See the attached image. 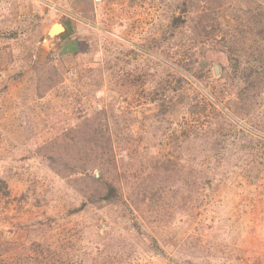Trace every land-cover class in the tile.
I'll list each match as a JSON object with an SVG mask.
<instances>
[{
  "label": "rangeland",
  "instance_id": "obj_1",
  "mask_svg": "<svg viewBox=\"0 0 264 264\" xmlns=\"http://www.w3.org/2000/svg\"><path fill=\"white\" fill-rule=\"evenodd\" d=\"M220 1L223 31L196 50V67L212 70L200 84L177 71L182 85L173 91L143 77L156 65L163 76L176 69L181 34L171 36L169 22L180 0H0L6 256L30 257L36 242L59 248L58 264H264V134L251 126L264 112V93L251 117L237 119L227 70L213 72L217 60L226 65L230 47L243 67L260 66L264 37L233 14L237 5L259 14L264 0ZM211 4L192 0L189 10ZM64 26L60 40L46 38ZM132 75L143 76L123 93L120 80L130 83ZM79 107L105 109L101 121L111 126L110 113L118 116L106 165L99 156L107 150L49 126ZM72 119L87 126V116ZM193 180L199 183L190 191ZM106 182L119 193L111 203L97 199Z\"/></svg>",
  "mask_w": 264,
  "mask_h": 264
},
{
  "label": "trees",
  "instance_id": "obj_2",
  "mask_svg": "<svg viewBox=\"0 0 264 264\" xmlns=\"http://www.w3.org/2000/svg\"><path fill=\"white\" fill-rule=\"evenodd\" d=\"M192 0H180V2H177V9H174L172 11V17L169 22V28H170V34L171 36L176 37V34L179 33L181 35L177 36L176 38L179 39L176 43L177 51L179 53L178 57L175 60H172V63L176 65V69L174 67L170 68H164L166 69V75H160L163 71V68H158L157 65L155 67V70L153 73H148L143 79H150L152 84L156 87H163L164 85H170L171 90H176L181 87V79H176L174 76L176 75L177 71L181 70L183 73L188 75V78L195 80L197 83H201L203 80L201 78H207L209 71L212 70V67H205V65L196 67V61L198 57L196 56L197 49L201 48V45L204 42V40H207L210 37L216 36L217 34L221 33L223 31V26L220 24V21H218V17L221 13L220 10H218V7L222 4L220 0H213L214 4H211L209 7L207 6V9L202 10L201 12L194 10H189L190 8V2ZM241 6L237 5V10H241L240 13L234 12V16L236 20L242 21V20H252L254 24H256L257 29L255 30L256 33L264 37V11L258 12L259 14H255L253 16H249V14L252 12V9H241ZM252 17V18H251ZM187 29V30H186ZM227 52V62L226 65H222L217 60L216 62L219 64L221 71L227 70V73L229 75V87L236 89L238 102L235 104L236 107H234L231 110V114L233 117L237 119H241L245 116L251 117L250 113H252L257 107L259 108L261 106L263 97L262 93H264V58H262V62L260 66H257L255 64L245 65L242 66L241 60L239 57H235L233 53V48L230 47ZM260 55H264V52L260 53ZM256 59V58H255ZM134 76V75H132ZM143 75H137L131 78V82L126 80H120V85L123 86V93L130 92L131 91V85L133 84H139L137 83L139 80H141ZM172 76V77H171ZM171 77V81L169 80ZM142 79V81H144ZM202 80V81H201ZM201 81V82H200ZM133 82V83H132ZM203 86L207 84H203ZM223 90H227V86L225 85L221 90L220 93L223 92ZM121 92V91H120ZM214 92V90H213ZM215 95V93L213 94ZM167 107L163 106L162 110L164 111ZM85 109H81L79 107L78 110L70 109L69 110V117L64 119L59 127H56L54 122H50L49 126L53 127L55 134H64L65 136L67 133H70L69 131H72L73 136L80 137L79 141L82 140L84 144L88 145L91 149L97 150L98 148L100 150H107L105 153H101L99 157L100 163L105 164L112 161V159L109 157L108 151L113 150V142H112V136L114 137V134L116 137L120 134L119 130L120 128L116 124V120L118 116L111 112L110 116L114 120L112 121V126L107 123V121H101V117H105V109H98L93 112H86ZM86 112V113H85ZM74 118L82 119V117L87 116V126L86 127H79L76 128L77 121ZM84 115V116H83ZM264 112L261 113L260 119H253L251 122L252 129L254 128L256 131L264 134ZM107 119V117H106ZM105 120V119H104ZM118 122V121H117ZM101 124H104V132L103 129H101ZM110 125V126H109ZM52 129V128H51ZM71 136V137H73ZM260 139V138H259ZM78 143V142H75ZM113 156V155H112ZM111 156V157H112ZM129 167L125 166L123 169L127 171ZM163 170H167L168 166L165 165ZM175 170V169H173ZM101 172L99 175V178H101ZM206 181V180H205ZM191 186H188V189L190 188L192 191L193 184H197L199 182L193 180L189 181ZM105 186V189L100 192L98 195V200H105L106 203L108 202H114L116 199L119 198V193L117 187L112 185L109 182H106L103 184ZM103 187V186H102ZM104 191V192H103ZM143 194H147L149 190L141 189ZM150 193L154 194L156 193L155 190L150 189ZM7 182L4 178H0V195H7ZM191 192L189 193V195ZM151 195L149 197L148 203H151ZM189 198L188 194L186 195V200ZM145 199V198H144ZM83 204V203H82ZM83 206V205H82ZM81 207L77 208L79 210ZM76 210V211H77ZM75 211V210H74ZM51 229V224L48 222L46 228H40L41 234H44L45 232L49 231ZM137 232L140 231V227L138 224L136 225ZM3 234V233H2ZM1 234V238L4 241H1L3 244H0V264H58L57 260L55 259V255L61 254V252H56L57 249H50L47 245H42L36 242L33 246V254L32 256L27 255H21V256H15L14 258L6 256V252H8L11 248L10 246H7V236H3ZM61 246V245H59ZM157 247V246H156ZM100 248V246H99ZM62 250V249H61ZM158 254V252L156 253ZM63 264H69V262L65 259Z\"/></svg>",
  "mask_w": 264,
  "mask_h": 264
},
{
  "label": "water",
  "instance_id": "obj_3",
  "mask_svg": "<svg viewBox=\"0 0 264 264\" xmlns=\"http://www.w3.org/2000/svg\"><path fill=\"white\" fill-rule=\"evenodd\" d=\"M60 27L55 28L53 31H51L50 33H46V38H50V39H54L58 36V31H59ZM213 72L214 74H218L219 73V65L218 64H214L213 65ZM94 176L97 177L98 176V172L95 171Z\"/></svg>",
  "mask_w": 264,
  "mask_h": 264
},
{
  "label": "crops",
  "instance_id": "obj_4",
  "mask_svg": "<svg viewBox=\"0 0 264 264\" xmlns=\"http://www.w3.org/2000/svg\"><path fill=\"white\" fill-rule=\"evenodd\" d=\"M33 1H35V0H33ZM65 30H67V28L64 26L63 31H61L56 38L60 40L61 35L63 32H65Z\"/></svg>",
  "mask_w": 264,
  "mask_h": 264
},
{
  "label": "bare ground",
  "instance_id": "obj_5",
  "mask_svg": "<svg viewBox=\"0 0 264 264\" xmlns=\"http://www.w3.org/2000/svg\"><path fill=\"white\" fill-rule=\"evenodd\" d=\"M51 31H49V33H50Z\"/></svg>",
  "mask_w": 264,
  "mask_h": 264
}]
</instances>
